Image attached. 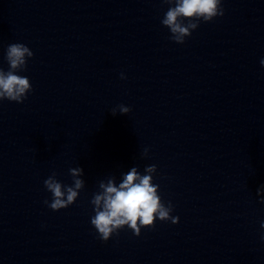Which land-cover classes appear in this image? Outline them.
I'll return each mask as SVG.
<instances>
[{
  "label": "clouds",
  "instance_id": "9594fccd",
  "mask_svg": "<svg viewBox=\"0 0 264 264\" xmlns=\"http://www.w3.org/2000/svg\"><path fill=\"white\" fill-rule=\"evenodd\" d=\"M169 5L161 24L170 31V39L177 44L185 43V39L191 36L192 31L199 27L201 21L211 22L217 17H223L225 9L222 0H161ZM34 56L33 51L23 43H12L6 49L5 59L9 65L7 71L0 68V101L23 103L32 91V84L28 77L18 73L26 71L28 60ZM264 67V59L260 61ZM121 73V79H125ZM119 113L127 114L131 109L124 105H118ZM112 114H117L112 109ZM143 157H148V149L145 148ZM157 171L155 164L145 167L144 174L132 167L125 175L122 182L116 184L115 177H109L99 182V191L93 194L91 204L94 215L91 217V225L95 228L102 241H108L113 234H117L127 226L134 235L140 236L142 228H154L155 222L171 221L179 222V217L171 213L174 207L169 201L167 205L159 195V185L153 183V176ZM72 184L67 185L57 179V173L52 172L44 180L45 189L51 193V201L45 199L44 204L53 211L68 208L75 203L80 191L85 186L81 179L83 169L74 167L69 169ZM257 195L264 203V185L257 189ZM264 228V222L261 223ZM264 239V236L261 237Z\"/></svg>",
  "mask_w": 264,
  "mask_h": 264
}]
</instances>
